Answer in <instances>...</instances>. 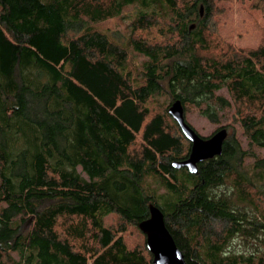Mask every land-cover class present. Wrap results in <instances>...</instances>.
Wrapping results in <instances>:
<instances>
[{"label": "trees", "instance_id": "1", "mask_svg": "<svg viewBox=\"0 0 264 264\" xmlns=\"http://www.w3.org/2000/svg\"><path fill=\"white\" fill-rule=\"evenodd\" d=\"M222 1L0 0V264H153L139 229L150 205L188 264H264V160L249 177V152L223 128L221 156L197 175L176 170L192 144L170 106L150 109L165 93L218 123L235 105L250 145L264 149V43L213 53ZM131 5L145 10L128 37L98 29ZM153 30L164 41L143 37ZM129 49L148 59L138 72ZM229 180L234 195H219ZM131 228L143 245L129 247ZM239 239L252 248L228 253Z\"/></svg>", "mask_w": 264, "mask_h": 264}, {"label": "rangeland", "instance_id": "2", "mask_svg": "<svg viewBox=\"0 0 264 264\" xmlns=\"http://www.w3.org/2000/svg\"><path fill=\"white\" fill-rule=\"evenodd\" d=\"M141 5L126 6L123 9L119 18L106 21L98 26V29L117 37L122 34L125 37L129 36L128 28L134 17L144 11ZM162 32L160 30H153L143 35L149 42L164 41ZM165 38V37H164ZM207 40L211 44L212 52L222 56V53L231 48L239 50H255L264 43V0H223L217 6V14L213 18L212 29L207 33ZM231 47V48H230ZM130 51L131 67L136 68L138 72L142 65L148 60L144 56L138 55ZM133 68V69H134ZM217 97H223L231 101L230 95L226 90H222L216 94ZM172 99L168 94L159 95L156 100L150 104L152 113H159L163 109L170 106ZM204 107L198 108L193 104L186 105V119L187 122L197 131V133L209 138L218 130L229 128L230 134L234 135L244 151L249 152V156L244 160V168L248 171V176L252 175L254 165L258 161L264 160V149H259L255 145H250L249 139L243 132L241 125L236 120V106L226 109L219 116L218 123H212L207 118L201 115V110ZM254 155V156H252ZM255 183L258 184L257 181ZM261 184V183H259ZM232 181L229 180L225 186H221L215 191L219 195H234L232 188ZM146 186L150 192H154L162 200L169 198V192L154 179H148ZM170 209H167L169 213ZM116 219L110 217L107 219V225H113ZM126 240L130 248H135L136 245H143L144 237L140 235L135 229L131 230L126 235ZM251 244H243V241L235 240L229 248L230 254H239V252H246L251 249ZM16 259V255H14Z\"/></svg>", "mask_w": 264, "mask_h": 264}, {"label": "water", "instance_id": "3", "mask_svg": "<svg viewBox=\"0 0 264 264\" xmlns=\"http://www.w3.org/2000/svg\"><path fill=\"white\" fill-rule=\"evenodd\" d=\"M201 15H203V8ZM168 114L177 122L184 136L192 144L189 157L184 161L174 162V169H187L190 174L197 175L199 164L223 154L224 143L228 137L226 129L218 130L209 138L200 136L188 124L186 111L180 100L170 105ZM149 212L150 218L141 222L139 229L146 236L147 248L153 256V264H188L166 226L164 213L155 205L149 206Z\"/></svg>", "mask_w": 264, "mask_h": 264}]
</instances>
